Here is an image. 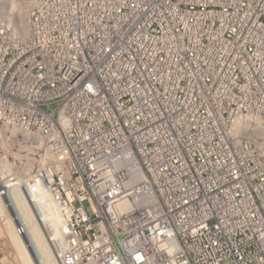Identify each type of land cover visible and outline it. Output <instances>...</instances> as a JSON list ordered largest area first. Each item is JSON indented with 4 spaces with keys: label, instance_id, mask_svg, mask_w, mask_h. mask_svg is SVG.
<instances>
[{
    "label": "built area",
    "instance_id": "built-area-1",
    "mask_svg": "<svg viewBox=\"0 0 264 264\" xmlns=\"http://www.w3.org/2000/svg\"><path fill=\"white\" fill-rule=\"evenodd\" d=\"M0 124L61 264H264V0H0Z\"/></svg>",
    "mask_w": 264,
    "mask_h": 264
},
{
    "label": "rangeland",
    "instance_id": "rangeland-1",
    "mask_svg": "<svg viewBox=\"0 0 264 264\" xmlns=\"http://www.w3.org/2000/svg\"><path fill=\"white\" fill-rule=\"evenodd\" d=\"M19 136L18 132L7 129L0 124V168L4 171V174L0 173L1 176L11 178L14 172H19L23 175L25 166L22 169H17L14 166L15 157L17 158L18 151L16 138H11V136ZM10 157L8 161L7 158ZM10 176V177H9ZM14 187L7 188L6 198L12 204V210L16 214L15 218H19L25 224L26 237L32 244L36 259L40 264H59L52 252V248L41 238L39 231V226L34 216V212L27 202L25 195L18 192V195H13ZM22 199V202L18 201V197ZM5 197V196H4ZM9 211V210H8ZM10 212V211H9ZM5 212H1L0 206V264H34V261L29 256L26 247L22 241V235L19 231L17 224L11 223L7 218H5ZM37 240V243H36ZM28 254V255H27ZM29 256L28 259H25Z\"/></svg>",
    "mask_w": 264,
    "mask_h": 264
},
{
    "label": "bare ground",
    "instance_id": "bare-ground-1",
    "mask_svg": "<svg viewBox=\"0 0 264 264\" xmlns=\"http://www.w3.org/2000/svg\"><path fill=\"white\" fill-rule=\"evenodd\" d=\"M32 167V168H31ZM31 168V169H30ZM30 169V170H29ZM34 167L32 164H27L25 166V170H29L26 172L27 176L20 175L19 172H14L11 176V178L1 176L0 177V206H1V212H5V218H7L11 223L17 224V227L21 234L24 236V238L27 240V242L30 244L32 256H29L32 258V260L38 263V259H36V255L34 252V248L32 247V244L26 237V231H25V224L22 222L19 218H15L16 214L13 212V206L8 200V197L6 198V191L7 188H10L12 186L14 187L13 195H18V192L25 195L28 204L32 208L34 212V216L36 218V221L38 223L39 231L41 232V238L44 239V241L52 248V252L59 264V246L60 242L63 236V220H64V213L61 211V209L58 207L59 202H57L54 198H52L51 194L47 192L43 186L35 181L36 180L33 172ZM0 173L4 174V171L0 168ZM10 177V176H9ZM5 196V197H4ZM18 201L22 202V199L20 196L18 197ZM10 212H9V211ZM23 241V238H22ZM24 243V242H23ZM37 243V240H36ZM26 247V245L24 244ZM27 249V248H26ZM27 254V255H28ZM25 259H28L29 256Z\"/></svg>",
    "mask_w": 264,
    "mask_h": 264
},
{
    "label": "water",
    "instance_id": "water-1",
    "mask_svg": "<svg viewBox=\"0 0 264 264\" xmlns=\"http://www.w3.org/2000/svg\"><path fill=\"white\" fill-rule=\"evenodd\" d=\"M22 238H23L24 244L26 245L28 253L30 254V256H32V258H34V256H33L34 253L32 254V250H31L30 244L27 242V240L24 238V236H22ZM35 264H37L36 261H35Z\"/></svg>",
    "mask_w": 264,
    "mask_h": 264
}]
</instances>
